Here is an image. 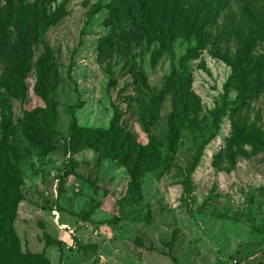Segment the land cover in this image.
<instances>
[{"label":"rangeland","instance_id":"rangeland-1","mask_svg":"<svg viewBox=\"0 0 264 264\" xmlns=\"http://www.w3.org/2000/svg\"><path fill=\"white\" fill-rule=\"evenodd\" d=\"M62 1L64 17L43 35L53 52L54 87L46 98L34 91L43 52L37 42L24 96L0 89V113L9 114L15 130L37 110L41 131L48 103L54 111L44 121L50 144L39 150L22 141L14 160L20 250L43 253L50 264H264V152L228 144L234 122L264 131V77L241 99L235 85L225 89L247 21L264 14V0H211L223 7L205 23L208 37H179L155 62L152 27L161 1L122 0L124 16L113 17L108 7L92 9L114 0H47L49 12ZM263 54L264 44H256L253 60ZM168 84L151 126L161 158L141 178L138 196L128 189L125 167L70 138L69 107L81 128L107 129L115 120L145 142L151 98ZM172 91L184 106L176 138Z\"/></svg>","mask_w":264,"mask_h":264},{"label":"trees","instance_id":"trees-1","mask_svg":"<svg viewBox=\"0 0 264 264\" xmlns=\"http://www.w3.org/2000/svg\"><path fill=\"white\" fill-rule=\"evenodd\" d=\"M163 4V11L157 19V25L152 27L154 37L158 40V47L151 53L152 62H155L165 50L171 47L176 39L182 36L203 34L205 23H213L217 12L222 9L220 2L211 0H159ZM122 0H114L108 3H97L92 12L100 8L108 7L113 17L124 16ZM65 2L49 12L47 0H4L0 5V64L4 65V72L0 76V89L11 97L22 98L26 91L25 79L31 68L32 46L40 42L43 44V52L36 60L37 80L34 85L36 94L46 98L47 89L51 90L57 80L53 52L51 47L43 41V35L47 29L57 23L65 15ZM169 7L166 12L164 6ZM140 20L149 18L140 11ZM155 21V19H154ZM245 28L248 34L243 38V51L238 57L236 65L228 77L225 85L237 87L236 98L241 99L253 91L254 85L264 77V54L253 60V50L256 44H264V14L253 15L247 21ZM240 26H236L233 32L238 35ZM170 84L154 94L150 101V115L143 123V131L147 137L145 142H140L134 135L121 129L115 120L107 129L81 128L76 124L74 106L69 107L71 122L69 125L70 138L82 146L91 145L100 156L116 160L125 167L128 175V189L140 196L141 178L158 165L161 152L157 142L151 135V126L158 121L160 107L165 96L171 92ZM171 104L173 107V136L176 138L179 132V113L184 106L175 91H172ZM1 105L2 100H0ZM227 103V93L224 94V105ZM9 111V108H7ZM46 118L54 117L53 103H48ZM42 111V112H43ZM44 115V113H43ZM38 112L32 110L26 112L21 120L20 130L12 126L8 113L1 112V138H0V264H50L43 253L22 252L19 246V238L13 227V219L19 192L17 180L19 172L14 166V160H18L22 153L20 144L23 141L30 149L43 150L49 145L47 133L52 131L49 123L43 121L40 131ZM46 125V126H45ZM41 134L39 135V133ZM44 140L40 144L39 140ZM228 144L232 147L251 145L264 152V131L253 124L234 122L232 133L228 138ZM10 151V153H9Z\"/></svg>","mask_w":264,"mask_h":264}]
</instances>
